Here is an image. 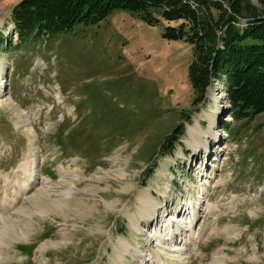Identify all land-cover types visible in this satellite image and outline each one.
<instances>
[{"label": "rangeland", "instance_id": "obj_1", "mask_svg": "<svg viewBox=\"0 0 264 264\" xmlns=\"http://www.w3.org/2000/svg\"><path fill=\"white\" fill-rule=\"evenodd\" d=\"M17 1L0 0V264H264V112L231 120L215 76L194 105L192 46L136 12L18 41Z\"/></svg>", "mask_w": 264, "mask_h": 264}, {"label": "trees", "instance_id": "obj_2", "mask_svg": "<svg viewBox=\"0 0 264 264\" xmlns=\"http://www.w3.org/2000/svg\"><path fill=\"white\" fill-rule=\"evenodd\" d=\"M114 10L136 12L148 25L160 24L163 38L192 46L187 77L194 105L205 101L215 76L225 87L231 120L264 112V12L251 7L245 18L241 0H18L10 19L20 41L69 31L78 23L96 24ZM240 18L246 20L242 27L236 24ZM183 131L181 121L165 136L158 154L171 153ZM155 165L153 160L142 174L148 177Z\"/></svg>", "mask_w": 264, "mask_h": 264}, {"label": "bare ground", "instance_id": "obj_3", "mask_svg": "<svg viewBox=\"0 0 264 264\" xmlns=\"http://www.w3.org/2000/svg\"><path fill=\"white\" fill-rule=\"evenodd\" d=\"M215 81H217V80H215ZM208 117L209 118H211V116L208 114ZM199 122V121H198ZM212 122V121H211ZM200 123H198V125H199ZM193 130H194V127H189V129H188V132L190 133V134H192V132H193ZM218 133V132H217ZM205 134H207V132L205 133ZM193 136V135H192ZM211 138H213V137H211ZM200 143L202 144V142H198V143H196V142H190L189 141V144H191L192 146H194V147H196V149L199 147V145H200ZM203 145V144H202ZM193 147V148H194ZM35 159H32V160H29V161H26V162H22V168H20L21 170H22V172H23V174L26 176L27 174H28V176H29V178L30 177H32V172H30L29 173V167H31V166H34V164L36 163L35 161H34ZM29 186H30V184L29 183H26V185H25V189H27V188H29ZM66 207V206H65ZM147 212H148V210H147ZM191 212V211H190ZM154 212L152 211V210H149V214H150V216L153 214ZM192 215H194V214H192ZM188 219H190V221H188L187 223H188V229H190V226L192 225V223H193V219H195V216H193V218L192 217H190V218H188ZM5 223V222H4ZM139 226L136 224V228H138ZM175 231V230H174ZM170 232L168 235H169V238H171V239H175L173 242V250L174 251H178V250H182L183 252L185 251V250H187V245L189 244V241L187 242V236H185L184 238H181L180 239V243L179 244H177V240H178V238H177V235H176V233L175 232ZM20 236H26L24 233H23V231H21L20 233H18ZM123 245V248H122V252L123 253H128L129 251H128V245L124 242V244H122ZM190 245V244H189ZM122 247V246H121ZM47 248V245L46 244H44L43 243V245L41 246V250H45ZM179 251V252H180ZM184 254V253H183ZM121 257L119 258V260H117V259H115L114 260V264H120V262H121V258H122V255H120ZM123 258H125V256H123ZM157 261H158V259H156ZM156 260H152L151 262H154V263H156L157 261ZM145 264H149V260H145ZM159 264H166L165 262L163 263V262H161V261H159ZM182 264H185L184 263V261H183V263ZM187 264V263H186ZM218 264H222L221 262L220 263H218Z\"/></svg>", "mask_w": 264, "mask_h": 264}]
</instances>
